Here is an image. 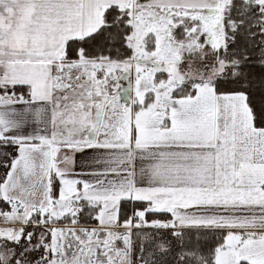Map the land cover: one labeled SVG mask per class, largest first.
<instances>
[{
    "label": "snow or ice",
    "instance_id": "6c2138e0",
    "mask_svg": "<svg viewBox=\"0 0 264 264\" xmlns=\"http://www.w3.org/2000/svg\"><path fill=\"white\" fill-rule=\"evenodd\" d=\"M0 264H264V0H0Z\"/></svg>",
    "mask_w": 264,
    "mask_h": 264
}]
</instances>
